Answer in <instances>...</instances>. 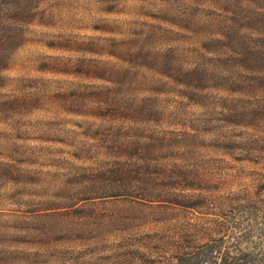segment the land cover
Listing matches in <instances>:
<instances>
[{"label": "rangeland", "instance_id": "rangeland-1", "mask_svg": "<svg viewBox=\"0 0 264 264\" xmlns=\"http://www.w3.org/2000/svg\"><path fill=\"white\" fill-rule=\"evenodd\" d=\"M33 7L0 71V264H107L128 253L160 264L211 246L252 251L264 264V121L226 110L254 99L229 104L226 93L193 91L157 70L165 49L176 68L195 61L204 25L231 14L230 1ZM99 64L121 69L118 83L91 71ZM104 85L152 96L145 120L95 116L94 90ZM121 179L161 200L89 190Z\"/></svg>", "mask_w": 264, "mask_h": 264}, {"label": "trees", "instance_id": "trees-1", "mask_svg": "<svg viewBox=\"0 0 264 264\" xmlns=\"http://www.w3.org/2000/svg\"><path fill=\"white\" fill-rule=\"evenodd\" d=\"M229 1L234 8L228 9L231 14L223 15L219 24L204 25L200 51L197 52L195 61L188 67L176 68L173 66V59L167 58L168 49H165V55L158 61L161 66V69H157L158 74L169 79L179 77L183 80L182 85L193 91L199 90L200 86L203 91L212 88L210 90L213 92L226 93V96L220 97L229 104L235 100L240 101L241 98L254 99L250 106H243L240 109L239 106L231 104L226 110L247 122L253 119L264 121V0ZM35 2L36 0H0V71L5 68L13 52L23 44L25 25L32 22L35 17L33 9ZM202 60L209 61L210 65L202 66ZM115 67L113 65L109 68L107 64H99L92 67L91 71L97 76L102 72L107 73L109 77L111 75L110 78L106 75L100 78L118 83L117 77L122 70ZM158 82L159 79L154 81L155 84ZM150 90L155 92V87L152 86ZM151 97H140V93L119 96L115 86L104 85L94 90L95 106L89 108L96 111L94 115L99 118L135 122L145 120ZM254 109H260L261 112L255 115ZM157 113L161 115V111H157L152 116H156ZM128 159L123 156L118 158L122 161ZM120 181L122 183L89 190L109 193L110 196L129 195L146 202L155 203L161 200L155 199L161 196L159 193L156 195L154 190L132 188L127 185L128 181L125 179ZM260 229L264 234V215ZM120 259L124 264H134L136 261H138L136 264H145L143 257L135 258L134 254L129 253L109 259L107 264H119ZM259 261L258 256L252 251L233 253L216 250L211 246L205 250L181 252L174 260H170V263L161 261L160 264H259ZM42 263L44 262L32 261L28 264ZM70 264L87 263L73 259Z\"/></svg>", "mask_w": 264, "mask_h": 264}]
</instances>
